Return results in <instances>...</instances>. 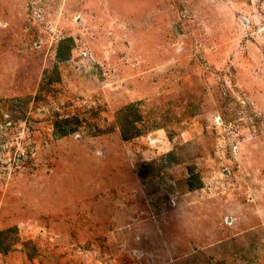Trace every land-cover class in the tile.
I'll use <instances>...</instances> for the list:
<instances>
[{
	"label": "rangeland",
	"instance_id": "rangeland-1",
	"mask_svg": "<svg viewBox=\"0 0 264 264\" xmlns=\"http://www.w3.org/2000/svg\"><path fill=\"white\" fill-rule=\"evenodd\" d=\"M0 264H264V0H0Z\"/></svg>",
	"mask_w": 264,
	"mask_h": 264
}]
</instances>
